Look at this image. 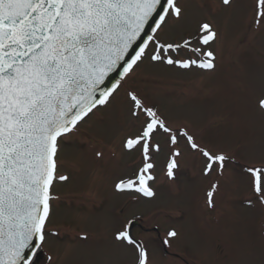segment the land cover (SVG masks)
I'll return each mask as SVG.
<instances>
[{"label": "rangeland", "instance_id": "obj_1", "mask_svg": "<svg viewBox=\"0 0 264 264\" xmlns=\"http://www.w3.org/2000/svg\"><path fill=\"white\" fill-rule=\"evenodd\" d=\"M179 2L185 19L180 26L170 22L161 38L195 36L199 24L209 22L218 32L210 45L216 68L185 70L146 59L111 105L62 143L59 174L69 180L54 188L58 199L48 224L59 235H49L39 264H134L132 251L113 240L131 220L138 223L131 235L148 249L151 264H264V207L246 203L250 191L243 171L264 163V116L255 108L264 95V29L251 26L252 0H233L231 6L222 0ZM128 90L155 106L172 127L187 126L203 145L235 157L219 179L215 209L205 199L217 178L203 175V158L183 141L175 181L165 175L168 149L156 156V179L150 182L155 197L114 191V183L131 177L142 163L138 150L123 147L141 128L130 114ZM172 228L180 237L166 247L163 240Z\"/></svg>", "mask_w": 264, "mask_h": 264}, {"label": "snow or ice", "instance_id": "obj_2", "mask_svg": "<svg viewBox=\"0 0 264 264\" xmlns=\"http://www.w3.org/2000/svg\"><path fill=\"white\" fill-rule=\"evenodd\" d=\"M232 3L222 0L224 6ZM251 12L252 28L264 29V0H252ZM184 19L179 0H0V264H39L49 235H59L49 231L48 223L52 201L58 199L54 181L69 180L58 175L62 143L110 106L146 59L185 70L216 68L210 45L218 32L209 22H201L195 36L161 38L170 22L180 26ZM185 51L191 55L183 57ZM127 98L141 128L123 147L138 150L142 163L115 190L155 197L150 184L156 179L155 158L168 149L165 175L175 181L183 141L203 158V175L217 178L205 199L206 207L215 209L219 179L235 157L203 145L187 126L172 127L135 91L128 90ZM255 108L264 116V95ZM243 171L250 191L246 203L264 207V163ZM179 237L172 228L163 244L171 247ZM114 240L132 251L134 264H151L148 249L128 224Z\"/></svg>", "mask_w": 264, "mask_h": 264}, {"label": "water", "instance_id": "obj_3", "mask_svg": "<svg viewBox=\"0 0 264 264\" xmlns=\"http://www.w3.org/2000/svg\"><path fill=\"white\" fill-rule=\"evenodd\" d=\"M118 78H119V77L117 76L116 79H118ZM136 225H137L136 223H131L130 226H131V227H134V226H136Z\"/></svg>", "mask_w": 264, "mask_h": 264}, {"label": "bare ground", "instance_id": "obj_4", "mask_svg": "<svg viewBox=\"0 0 264 264\" xmlns=\"http://www.w3.org/2000/svg\"><path fill=\"white\" fill-rule=\"evenodd\" d=\"M55 185H53V187H54Z\"/></svg>", "mask_w": 264, "mask_h": 264}]
</instances>
